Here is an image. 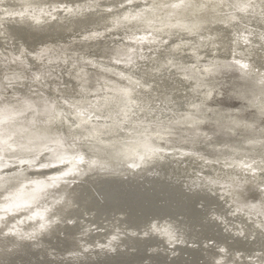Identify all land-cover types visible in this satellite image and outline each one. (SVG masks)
Here are the masks:
<instances>
[{
  "label": "clouds",
  "instance_id": "1",
  "mask_svg": "<svg viewBox=\"0 0 264 264\" xmlns=\"http://www.w3.org/2000/svg\"><path fill=\"white\" fill-rule=\"evenodd\" d=\"M0 21V264H93L148 241L142 264L182 249L264 264V0H0ZM10 25L64 38L30 49ZM111 180L216 202L199 200L198 224L113 211L119 223L86 240ZM209 225L227 239L205 238Z\"/></svg>",
  "mask_w": 264,
  "mask_h": 264
},
{
  "label": "bare ground",
  "instance_id": "2",
  "mask_svg": "<svg viewBox=\"0 0 264 264\" xmlns=\"http://www.w3.org/2000/svg\"><path fill=\"white\" fill-rule=\"evenodd\" d=\"M0 23H4L5 27H8L7 23L4 21H0ZM9 27L18 38L25 41L30 49L50 37L53 39H61L63 38L62 36H64L62 33L58 36H52L51 33L37 35L35 33H30L23 28H17L12 25ZM98 190L105 195L106 202L103 205H100L99 202L93 198V202L88 205L89 210H96L93 220L95 221V227H97L98 231L93 237H85L86 240L100 238L101 233L106 230V227L119 223L118 219L113 220V216L115 215L113 211H126L128 213L127 221L130 226H139L149 216H176L178 214H183L187 216L193 224H198L203 215L196 207L199 200L205 199L209 204L216 202L214 199H208L207 197H186L179 186L173 187L170 184L159 180L152 181L151 187H145L144 183L136 181H103ZM67 191L73 196H75L76 193H80L81 196L79 199L81 201L86 199L88 195H91V190L87 186L81 188L79 185H72ZM162 201L165 203L162 204ZM32 203L35 204L36 201H32ZM36 214L42 216L47 215V212L44 210L42 213L40 212V214ZM84 222L85 224H90L92 223V220H85ZM67 232L69 235H72L75 230L69 228ZM203 235L207 239H215L217 241H225L227 239L218 228H215V226L212 225L205 227ZM152 243H155V241L144 242L143 245H141L140 242H137L139 247L137 253L132 255L119 253L116 256L97 260L93 262V264H142V261L148 258L146 254V245ZM54 246L63 251L71 247V243L66 239L58 238L57 244ZM232 246L238 248L245 247V245L239 241ZM184 252H188L193 258L192 262L195 261L197 264H199V260L203 258L199 250L182 249L181 257L174 260L172 264H183ZM30 255L35 256L37 254L31 253ZM16 259L24 261V264H30L29 257H16L13 259L12 264H15ZM151 259H153L155 264H166L167 261V258L163 256H153ZM38 264H48V262L43 261L38 262Z\"/></svg>",
  "mask_w": 264,
  "mask_h": 264
},
{
  "label": "rangeland",
  "instance_id": "3",
  "mask_svg": "<svg viewBox=\"0 0 264 264\" xmlns=\"http://www.w3.org/2000/svg\"><path fill=\"white\" fill-rule=\"evenodd\" d=\"M63 38H64V36H62ZM63 38H61V39H63ZM104 48V44H103V42H101L96 48H94V53L96 54V55H100V54H102V49ZM55 178H58L59 179V176L57 175ZM27 196V194H26V192H23V191H20V192H17L16 193V197H17V199L18 200H23L25 197ZM41 208V209H40ZM43 207H36V213H38V214H40V212L42 213L45 209L43 208ZM38 210V211H37ZM192 264H197V262L195 263V261L194 262H192Z\"/></svg>",
  "mask_w": 264,
  "mask_h": 264
}]
</instances>
